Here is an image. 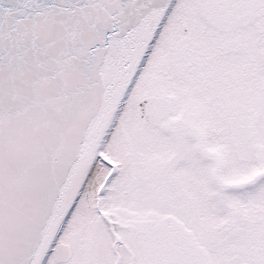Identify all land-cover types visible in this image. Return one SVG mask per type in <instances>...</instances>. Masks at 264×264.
Wrapping results in <instances>:
<instances>
[{"label": "snow or ice", "instance_id": "obj_1", "mask_svg": "<svg viewBox=\"0 0 264 264\" xmlns=\"http://www.w3.org/2000/svg\"><path fill=\"white\" fill-rule=\"evenodd\" d=\"M0 264H264V0H0Z\"/></svg>", "mask_w": 264, "mask_h": 264}]
</instances>
